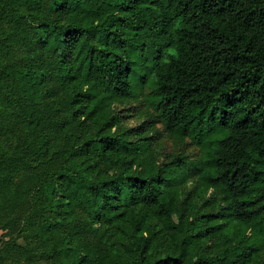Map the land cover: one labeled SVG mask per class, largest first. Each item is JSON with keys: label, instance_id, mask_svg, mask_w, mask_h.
<instances>
[{"label": "trees", "instance_id": "obj_1", "mask_svg": "<svg viewBox=\"0 0 264 264\" xmlns=\"http://www.w3.org/2000/svg\"><path fill=\"white\" fill-rule=\"evenodd\" d=\"M2 139V263L264 264V0H0Z\"/></svg>", "mask_w": 264, "mask_h": 264}, {"label": "rangeland", "instance_id": "obj_2", "mask_svg": "<svg viewBox=\"0 0 264 264\" xmlns=\"http://www.w3.org/2000/svg\"><path fill=\"white\" fill-rule=\"evenodd\" d=\"M7 27L4 28L5 32H10L11 34H15L19 31L18 27L14 26V24L7 23L5 24ZM131 108H126L130 115L127 118L126 123L128 125H136L140 122L145 121L147 118V111H142L139 104L133 106L134 104H128ZM126 107V105H125ZM133 107V108H132ZM151 114V112H150ZM153 115V113H152ZM2 118V117H1ZM153 124L154 129L151 131L152 137L157 144V149L159 152L158 158L160 161H164L169 157H172L176 154L186 155L191 160H196L199 158L201 151L200 147L193 141V139L189 135H181L180 136H170L165 132L164 127L160 122H158L157 118L153 116ZM0 145L8 150L11 149L10 145L5 139L0 141ZM16 232H13L15 234ZM8 232V230L0 229V253L2 245L7 241L14 240V235ZM21 243H28L31 246V255L27 258V260L31 264H47L43 258H41V250L36 242L31 241L29 238L21 237L19 240ZM25 263V262H24ZM0 264H17V260L14 257H9L5 259L4 263H2V258L0 260Z\"/></svg>", "mask_w": 264, "mask_h": 264}]
</instances>
